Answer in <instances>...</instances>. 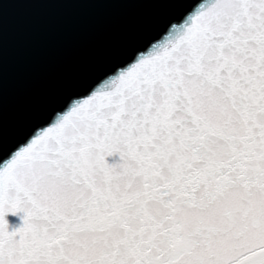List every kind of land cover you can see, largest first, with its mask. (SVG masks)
<instances>
[{
	"label": "snow or ice",
	"instance_id": "obj_1",
	"mask_svg": "<svg viewBox=\"0 0 264 264\" xmlns=\"http://www.w3.org/2000/svg\"><path fill=\"white\" fill-rule=\"evenodd\" d=\"M0 264H264V0L199 4L12 151Z\"/></svg>",
	"mask_w": 264,
	"mask_h": 264
},
{
	"label": "water",
	"instance_id": "obj_2",
	"mask_svg": "<svg viewBox=\"0 0 264 264\" xmlns=\"http://www.w3.org/2000/svg\"><path fill=\"white\" fill-rule=\"evenodd\" d=\"M206 2L0 0V170L57 112ZM105 162L118 165L119 153ZM24 216H4L9 233L23 227Z\"/></svg>",
	"mask_w": 264,
	"mask_h": 264
}]
</instances>
